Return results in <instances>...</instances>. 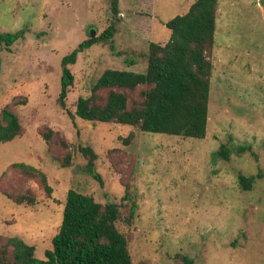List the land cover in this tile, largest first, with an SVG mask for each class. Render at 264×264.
<instances>
[{"label":"rangeland","instance_id":"obj_1","mask_svg":"<svg viewBox=\"0 0 264 264\" xmlns=\"http://www.w3.org/2000/svg\"><path fill=\"white\" fill-rule=\"evenodd\" d=\"M113 1L0 0V34L21 32L11 45L0 44V110L9 106L23 129L0 143V245L17 238L43 259L74 190L119 206L116 226L130 264H183L184 257L192 264H264V0H218L203 139L75 116L77 99L90 95L105 69L144 73L150 43H164L166 23L194 2L116 0L114 16ZM111 25L112 40L79 53L69 66L74 81L60 107L62 58L90 30L98 37ZM141 89L130 98L137 101ZM44 127L67 148L46 144ZM221 145L232 151L228 161L216 156ZM81 146L96 154L102 183L86 173ZM241 146L247 150L235 153ZM67 152L71 162L63 167ZM15 163L44 173L51 193ZM238 175L259 177L245 191ZM125 191L136 204L132 220ZM4 193L29 194L35 204H15Z\"/></svg>","mask_w":264,"mask_h":264},{"label":"trees","instance_id":"obj_2","mask_svg":"<svg viewBox=\"0 0 264 264\" xmlns=\"http://www.w3.org/2000/svg\"><path fill=\"white\" fill-rule=\"evenodd\" d=\"M217 5L218 0H194L184 14L170 19L166 23L169 34L165 42H151L148 47L144 73L105 69L93 84L90 95L77 99L75 116L86 122L138 127L141 132L205 138ZM111 10L114 16L118 14L116 0L112 2ZM114 34L111 25L100 36L82 41L62 58L57 98L60 107L65 108L74 81L69 66L75 63L79 53L112 40ZM20 37L21 32L0 34V44L9 46ZM138 88L142 89L136 101L129 93ZM22 133L18 116L9 106L2 108L0 143L12 141ZM58 136L49 127H44L41 132V139L46 144L53 141L63 149L67 148L65 140ZM78 150L87 161L86 173L102 183L94 168L96 154L92 148L81 146ZM246 150L244 146L237 147L235 153ZM231 153L229 148L221 145L216 156L228 161ZM70 162L71 156L67 152L62 166L67 167ZM12 167L28 176L39 177L44 190L51 193L44 173L24 163H15ZM256 177L259 175H238V184L243 190L250 191ZM4 195L18 205L35 204L29 194ZM122 200L129 204L128 217L132 220L136 204L131 193L125 191ZM119 218V206L115 203L102 206L90 196L68 190L60 226L51 239V248L44 252V258H36L35 248L22 240L7 238L0 245V264H130L126 238L116 226ZM183 264H192V261L184 257Z\"/></svg>","mask_w":264,"mask_h":264},{"label":"water","instance_id":"obj_3","mask_svg":"<svg viewBox=\"0 0 264 264\" xmlns=\"http://www.w3.org/2000/svg\"><path fill=\"white\" fill-rule=\"evenodd\" d=\"M89 37L90 38H94L95 37V31L94 30H90Z\"/></svg>","mask_w":264,"mask_h":264}]
</instances>
